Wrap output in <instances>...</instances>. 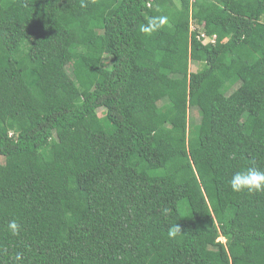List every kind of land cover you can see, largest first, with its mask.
Segmentation results:
<instances>
[{"label":"trees","instance_id":"16d2710c","mask_svg":"<svg viewBox=\"0 0 264 264\" xmlns=\"http://www.w3.org/2000/svg\"><path fill=\"white\" fill-rule=\"evenodd\" d=\"M0 156V264H264V0H0Z\"/></svg>","mask_w":264,"mask_h":264},{"label":"clouds","instance_id":"9594fccd","mask_svg":"<svg viewBox=\"0 0 264 264\" xmlns=\"http://www.w3.org/2000/svg\"><path fill=\"white\" fill-rule=\"evenodd\" d=\"M167 21L168 18L166 16L152 18L149 20L148 25L142 27L141 30L144 33L150 34L157 28L165 25ZM229 184L233 192H242L245 190L249 193L264 191V171H260L255 166L248 167L246 170L234 173L229 181ZM8 227L12 230L13 234H16L19 225L16 220H12L9 222ZM178 232H180V228L176 224L172 229H170L169 235L175 236Z\"/></svg>","mask_w":264,"mask_h":264},{"label":"rangeland","instance_id":"374dc122","mask_svg":"<svg viewBox=\"0 0 264 264\" xmlns=\"http://www.w3.org/2000/svg\"><path fill=\"white\" fill-rule=\"evenodd\" d=\"M3 6H5V3L3 4ZM195 28H196V23L194 22V20H191L190 29L193 30ZM107 57L108 56H106L105 59L108 61ZM189 70L190 71H195L196 70V65L191 63L190 66H189ZM162 97H163V95L158 96L157 99H156L157 102H160ZM200 121H201V116H200V112H199L198 108H195V107L189 108V110H188V122H189V125L199 124ZM3 160L4 159L0 156V163H3ZM219 240L224 242V239L222 237H220Z\"/></svg>","mask_w":264,"mask_h":264},{"label":"built area","instance_id":"2783aa9c","mask_svg":"<svg viewBox=\"0 0 264 264\" xmlns=\"http://www.w3.org/2000/svg\"><path fill=\"white\" fill-rule=\"evenodd\" d=\"M194 30V29H193ZM198 38H200L201 39V42L203 43V44H207V43H213L214 41H215V35H213V36H206L203 32H201L200 34H199V36H198Z\"/></svg>","mask_w":264,"mask_h":264}]
</instances>
